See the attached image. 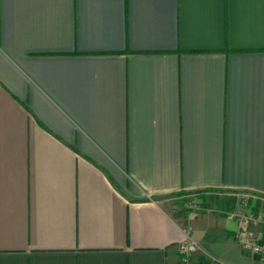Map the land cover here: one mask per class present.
<instances>
[{"label":"crops","instance_id":"obj_1","mask_svg":"<svg viewBox=\"0 0 264 264\" xmlns=\"http://www.w3.org/2000/svg\"><path fill=\"white\" fill-rule=\"evenodd\" d=\"M259 211L264 0H0V264H264Z\"/></svg>","mask_w":264,"mask_h":264},{"label":"built area","instance_id":"obj_2","mask_svg":"<svg viewBox=\"0 0 264 264\" xmlns=\"http://www.w3.org/2000/svg\"><path fill=\"white\" fill-rule=\"evenodd\" d=\"M248 220L252 222L260 221L264 223V216L261 214H256L255 216L250 215L249 218L243 220V222L246 223ZM240 242L244 250H250L264 257V241H256L249 236H243ZM196 249L197 245L193 241L180 243L178 245L179 261L182 264H189L191 262V256Z\"/></svg>","mask_w":264,"mask_h":264},{"label":"rangeland","instance_id":"obj_3","mask_svg":"<svg viewBox=\"0 0 264 264\" xmlns=\"http://www.w3.org/2000/svg\"><path fill=\"white\" fill-rule=\"evenodd\" d=\"M202 196L200 194H196L194 196L191 197V199L189 200L190 203H188V208H194L195 205L198 204V202L200 203L201 201V198ZM209 197H212V199H217V201H221V202H224V199L227 197L225 194H223L222 192H219V193H209V194H204L203 195V198H209ZM191 205V206H190ZM190 206V207H189ZM251 214V213H250ZM256 214H261L262 216H264V212L262 211H259L257 213H253L251 215L255 216Z\"/></svg>","mask_w":264,"mask_h":264},{"label":"trees","instance_id":"obj_4","mask_svg":"<svg viewBox=\"0 0 264 264\" xmlns=\"http://www.w3.org/2000/svg\"><path fill=\"white\" fill-rule=\"evenodd\" d=\"M206 191H211V190H206ZM179 194H186V192H179ZM177 264H182V263L179 261ZM189 264H209V262L204 257H198L196 262H192L191 260Z\"/></svg>","mask_w":264,"mask_h":264}]
</instances>
